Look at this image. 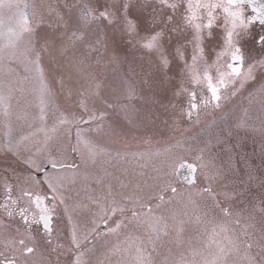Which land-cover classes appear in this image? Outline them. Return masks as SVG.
I'll return each instance as SVG.
<instances>
[{
	"label": "snow or ice",
	"instance_id": "snow-or-ice-1",
	"mask_svg": "<svg viewBox=\"0 0 264 264\" xmlns=\"http://www.w3.org/2000/svg\"><path fill=\"white\" fill-rule=\"evenodd\" d=\"M0 264H264V0H0Z\"/></svg>",
	"mask_w": 264,
	"mask_h": 264
}]
</instances>
